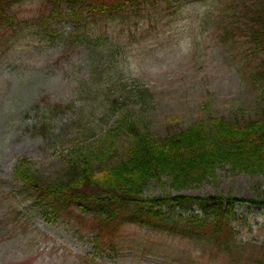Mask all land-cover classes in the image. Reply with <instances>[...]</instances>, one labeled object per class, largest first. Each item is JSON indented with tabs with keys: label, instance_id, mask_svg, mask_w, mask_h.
I'll return each instance as SVG.
<instances>
[{
	"label": "rangeland",
	"instance_id": "1",
	"mask_svg": "<svg viewBox=\"0 0 264 264\" xmlns=\"http://www.w3.org/2000/svg\"><path fill=\"white\" fill-rule=\"evenodd\" d=\"M230 2L171 0L141 14L90 18L84 26L51 21L40 1L17 7L18 26L0 37V264H264V207L236 205L228 225L233 254L211 240L135 223L119 228L113 246L109 240L102 246L85 224L38 208L16 176L22 159L44 176L60 171L92 142L84 144L80 133L86 116L99 138L123 115L157 138L211 115L259 116L261 89L251 78L248 42L222 38ZM104 46L109 50L101 53ZM96 93L113 100V111L96 105ZM53 104L74 110L48 119L41 134L35 126ZM179 195L260 197L264 174L227 165L215 180L177 190L163 178L144 194ZM161 211L171 219L204 215L198 205Z\"/></svg>",
	"mask_w": 264,
	"mask_h": 264
},
{
	"label": "trees",
	"instance_id": "2",
	"mask_svg": "<svg viewBox=\"0 0 264 264\" xmlns=\"http://www.w3.org/2000/svg\"><path fill=\"white\" fill-rule=\"evenodd\" d=\"M26 1L42 2L47 17L53 22L70 21L79 26H84L90 18L141 14L171 2L0 0V37L18 26L17 7ZM229 10L231 12L227 13ZM226 13L222 38L242 37L250 47L253 56L251 78L261 89L260 115L242 120L211 115L186 128L169 131L160 138L139 122H130L124 115L99 138L90 116H86L84 124L80 125V133L86 138L84 144L89 140L92 142L73 153L56 174L48 177L34 171L27 159L18 163L16 176L24 188L31 191L38 208L50 212L55 218L66 217L85 224L102 246L105 240L113 246L112 239L119 228L126 223H135L167 227L192 238L211 240L229 254L234 253L236 239L228 226L230 216L238 204L264 207V195L249 199L220 195L144 196L152 181L161 184L163 178H167L175 189L182 190L206 180H215L218 169L227 165L234 171L250 175L264 174V0H231ZM108 50L104 46L100 52ZM103 98L96 93L93 101L113 111V100ZM68 110H74L73 104L48 106L35 130L46 134L48 119ZM166 205L183 209L198 205L204 215L171 219L161 211ZM88 216L90 220L86 218Z\"/></svg>",
	"mask_w": 264,
	"mask_h": 264
}]
</instances>
